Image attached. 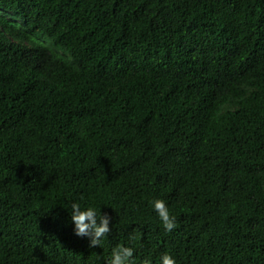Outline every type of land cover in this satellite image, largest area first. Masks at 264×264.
<instances>
[{
	"label": "trees",
	"instance_id": "obj_1",
	"mask_svg": "<svg viewBox=\"0 0 264 264\" xmlns=\"http://www.w3.org/2000/svg\"><path fill=\"white\" fill-rule=\"evenodd\" d=\"M73 202L110 217L101 246ZM117 245L264 264V0H0V264Z\"/></svg>",
	"mask_w": 264,
	"mask_h": 264
},
{
	"label": "clouds",
	"instance_id": "obj_2",
	"mask_svg": "<svg viewBox=\"0 0 264 264\" xmlns=\"http://www.w3.org/2000/svg\"><path fill=\"white\" fill-rule=\"evenodd\" d=\"M150 204L158 217L162 228L166 232H172L176 228V217L170 213L169 207L163 199H153ZM71 222L74 226V234L78 237H87L90 246H101L111 231L110 217L101 213V208L90 203H71ZM160 264H177L175 258L165 252L159 257ZM106 264H135L134 248L125 245H117L111 249L110 257ZM143 264H152L145 260Z\"/></svg>",
	"mask_w": 264,
	"mask_h": 264
}]
</instances>
